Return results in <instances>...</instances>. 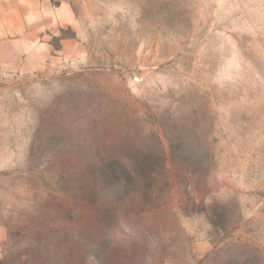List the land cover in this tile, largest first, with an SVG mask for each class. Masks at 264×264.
Masks as SVG:
<instances>
[{
	"label": "rangeland",
	"instance_id": "rangeland-1",
	"mask_svg": "<svg viewBox=\"0 0 264 264\" xmlns=\"http://www.w3.org/2000/svg\"><path fill=\"white\" fill-rule=\"evenodd\" d=\"M0 264H264V0H0Z\"/></svg>",
	"mask_w": 264,
	"mask_h": 264
}]
</instances>
